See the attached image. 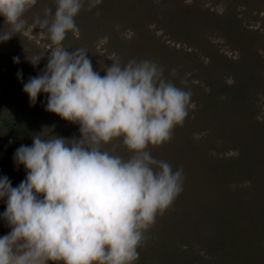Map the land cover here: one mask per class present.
<instances>
[{
    "label": "clouds",
    "instance_id": "1",
    "mask_svg": "<svg viewBox=\"0 0 264 264\" xmlns=\"http://www.w3.org/2000/svg\"><path fill=\"white\" fill-rule=\"evenodd\" d=\"M55 3L54 12L46 7L43 18L33 19L52 47L45 68L23 91L33 105L47 94L46 111L78 124L81 135L36 134L31 146L16 149L14 161L27 175L16 187L0 177V199L6 200L0 218L11 229L0 237V264H135L146 231L183 190V168L174 171L155 159L149 146L171 140L195 108L193 93L186 79L177 86L148 59H114L101 76L87 49L63 45L69 32L79 33L75 17L84 0ZM101 3L88 0V9ZM36 4L0 0V16L9 25L0 41L25 29V13ZM107 42L105 36L99 44ZM45 53L27 59L36 66ZM118 138L132 153L127 159L101 147Z\"/></svg>",
    "mask_w": 264,
    "mask_h": 264
},
{
    "label": "rangeland",
    "instance_id": "2",
    "mask_svg": "<svg viewBox=\"0 0 264 264\" xmlns=\"http://www.w3.org/2000/svg\"><path fill=\"white\" fill-rule=\"evenodd\" d=\"M112 1V8L109 11L104 8L106 13L101 14L99 10L102 4L89 10L88 0H84V7L75 17L79 33L74 35L71 32V37L77 44L76 47L74 46L75 49L82 47L88 50L87 55L92 62L93 69L101 76L106 74V67L110 66L114 59L127 61L148 59L155 61L159 66L167 63V66H170L167 69L170 72L166 75L167 78L170 77L180 87H183L180 84L182 79L188 81L187 87L193 93L191 99L195 105L194 109L199 105L201 96L204 99L208 94L212 101L220 97L222 99L218 102L220 107L214 106L213 108L210 104L208 110L201 108V113L189 114L183 125L174 129L181 131V136L185 135L186 139L190 140L188 142L194 143V148H184L185 144H181L182 141L177 143V139L172 137L171 140L161 145H150V154L158 160L162 154L167 158L170 156L168 153L172 152L173 161L185 164L183 174L190 173V164H195L198 154L202 158L207 157L209 162L223 165L225 163L222 159H238V168L243 171L241 173L237 167L231 170L233 173L230 177L231 184L236 187L240 186L238 192L247 199L249 205H254L253 208L258 213L256 219L261 223L258 227L264 229V168L256 167L258 169L256 171L245 161V156L258 157L262 162L264 159V0ZM34 7L38 13L32 16V20L36 16L43 18L46 7L52 8L54 12L56 3L55 0H37ZM205 17L206 20L203 22ZM26 20L31 22V19ZM241 30L246 31V36ZM198 33H201L202 37H196L198 40L196 42H199L200 47L198 49V46H195L197 48V54H195L196 51L192 46L195 40L191 37ZM239 33H243L241 37L246 39L244 42L242 39H236ZM20 34L35 48L47 51L52 47V42L46 32L34 27L33 22L27 24ZM112 35L116 38L117 44L115 40L110 41L109 37L106 44H99L103 37L110 36L111 38ZM148 35L157 40L156 43L154 42V53L150 48L145 53L140 49L145 41L142 42V40L147 39ZM182 39L191 41L187 42L188 45L178 44ZM131 41L139 43L129 45L128 42ZM161 52L166 54L163 57L164 63H161L162 59H159ZM191 52L195 55L192 60H189L186 56L193 55ZM217 62L220 63L217 68L211 70L208 67L206 69V66H215ZM196 63L202 66L199 65L198 68ZM40 65L39 63L37 66ZM172 69H176V76L171 75ZM40 73L41 69L37 68L36 74ZM223 84L228 87L240 86L241 93L237 94L232 91V93L225 94L227 88H221ZM242 91L246 93L243 94ZM204 92L205 94L202 95ZM223 94L232 100H225ZM43 100L46 106L47 94L45 93H43ZM209 102L205 100V103ZM47 117H51V121L56 122L61 128L62 137L65 138V134L80 137L78 124L64 120L52 112L48 113ZM50 124L51 122L48 125ZM2 134L0 131V148L2 144L9 142L8 135L1 137ZM200 142L203 143L201 146L198 144ZM115 143L123 145V142L118 140H113L110 144ZM168 143L177 145L172 151H168ZM104 146L106 145L101 147ZM125 152L127 154L123 155L125 159L132 155L127 147ZM177 153L178 156H176ZM241 160H244L246 165L242 164ZM193 175L201 177L203 174L195 172ZM254 177H258L257 183ZM185 180L184 178L183 184ZM252 230V233L257 234V227L255 231ZM2 236L4 235H0ZM193 253L194 256L188 255L193 259V263L210 264L208 254L200 246L194 245ZM231 255L234 257V254Z\"/></svg>",
    "mask_w": 264,
    "mask_h": 264
},
{
    "label": "trees",
    "instance_id": "3",
    "mask_svg": "<svg viewBox=\"0 0 264 264\" xmlns=\"http://www.w3.org/2000/svg\"><path fill=\"white\" fill-rule=\"evenodd\" d=\"M112 3V0H102V7L100 6L99 13L103 14L104 8L109 11L112 8ZM37 13L35 7L25 13V19H31V22L27 21V24L33 22L32 16ZM203 19V22H205L206 17ZM231 23L235 24V22ZM8 29L9 25L5 23L2 16L0 18V30ZM183 31L185 32V30ZM242 32L246 36V31ZM243 33H239L236 39H242V42H244L246 39L241 37ZM14 35L6 42L0 41V131L3 133L1 137H4V135H8L9 137L8 144H2L0 148V177L7 176L12 186L16 187L27 175L25 167L14 161L16 149L21 145L31 146L33 136L36 134L41 135L42 138H52L54 135L62 137L63 131L56 122L51 121V117H47L50 112L46 111L43 93L39 94L37 102L33 105L30 103L28 94L23 91V85L28 81L29 77L37 76V68L41 70L45 68L48 53L42 49L35 48L20 33ZM107 37H109L110 41L116 39L114 35L111 38L110 36ZM196 37L201 38V33L191 37L195 40V42H192V46L196 51L195 54H197L195 46H198V49L200 47L199 42H196L198 41ZM147 39L142 40V42L145 40L143 47L140 48L143 53L148 48L152 52L155 50L154 42L156 43L157 40L149 35ZM183 40L178 42V44H187V42L191 41ZM133 41L128 42V44L131 45L133 43L134 45H138L139 42L134 43ZM75 42L71 37V32H69L63 45L69 50H74L77 46ZM115 43L117 44L116 40ZM42 53H45V56L39 62L41 65L33 66L28 59ZM163 53H159V59H162L161 63H164L163 57L166 55ZM191 54L193 53L191 52ZM195 54L186 57L192 60ZM14 57H19L20 62L14 63ZM120 62L127 63L128 61L120 59ZM199 65L202 66L198 64V68ZM218 65L220 66V63L217 62L215 66H206V69L209 67L212 70L217 68ZM160 66L166 72L164 75L167 78L166 75L170 73L167 69L170 66H167V63ZM18 72L22 74L21 77H18ZM167 79L171 80L170 77ZM176 85L179 86V84ZM221 88H227L225 89V94L232 93V91L237 94L241 93V87L237 85L228 87L223 84ZM242 92L243 94L246 93ZM204 94L205 92L202 95ZM206 95L207 97L204 99L203 96H201L200 100L198 99L200 103L196 109L189 110L190 115L198 112L201 113V108L208 110L210 104L213 108L214 106L220 107L218 104L222 100L220 97L216 101H212L209 97L210 95ZM214 96L217 97V95ZM224 97L225 100H232L226 97V95ZM205 100L206 102H211L205 103ZM194 120H196L195 117ZM49 122H51L50 126L48 125ZM180 132L177 130L173 131L172 137L177 139V143L182 141L181 144H185L184 148H194V143L188 142L190 140L186 139L185 135L181 136ZM65 135L67 139L73 138L69 134ZM114 140L122 142L121 138ZM10 141L12 142L11 144ZM198 144L201 146L203 143L200 142ZM175 145L177 144L168 143V151H172L176 147ZM103 149L110 152H113L114 149V154L122 157L126 154V146L124 144L109 143ZM169 153L168 155L170 156L167 158L162 154L158 160L162 158V161L169 163L174 171L180 168L184 169L185 164L173 161L171 159V156H173L172 152ZM251 154L253 155V153ZM251 154L249 155L251 156ZM176 156H178V153ZM245 157V161L255 168L256 171L258 170L256 167L260 166L262 169L264 168V159L262 162L258 157ZM222 161L225 163L224 165L217 162H209L207 157L202 158L198 154L195 164L189 163L191 165L190 173L183 174L186 180L185 184H183L182 192L162 215H157L155 223L146 231V240L138 249L139 260L135 264H197L193 263V259L188 256H194V245L200 246L208 254L210 264H264V229L258 227V224L261 226V223L256 219L258 213L253 208L254 205H249L247 199L238 192L240 186L236 187L231 184L230 177L233 175L231 170L235 167L241 173L243 170L238 168L237 164L239 162L236 158L222 159ZM245 161L241 160V163L246 165ZM195 172L202 173L203 175L196 177L197 175H193ZM258 173L260 174L261 172ZM189 175L193 176L189 177ZM257 178H253L256 183L258 182ZM216 182L219 184L217 185ZM216 185L217 187H215ZM5 210L6 200L0 199V214ZM255 220H257L256 223ZM254 226L257 227V234L251 232V229L256 230ZM261 230H263V233H261ZM10 231L11 229L6 221L0 218V235H6ZM228 238L229 240H226ZM231 254H234V257ZM49 264H52V262H49Z\"/></svg>",
    "mask_w": 264,
    "mask_h": 264
}]
</instances>
